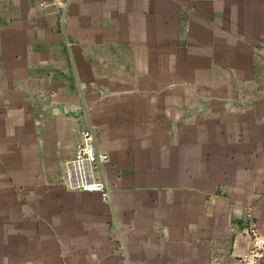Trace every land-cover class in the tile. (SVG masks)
<instances>
[{"label": "crops", "instance_id": "obj_1", "mask_svg": "<svg viewBox=\"0 0 264 264\" xmlns=\"http://www.w3.org/2000/svg\"><path fill=\"white\" fill-rule=\"evenodd\" d=\"M263 50L264 0H0V264H241ZM88 129L110 200L62 184Z\"/></svg>", "mask_w": 264, "mask_h": 264}, {"label": "built area", "instance_id": "obj_2", "mask_svg": "<svg viewBox=\"0 0 264 264\" xmlns=\"http://www.w3.org/2000/svg\"><path fill=\"white\" fill-rule=\"evenodd\" d=\"M108 162L109 156L98 150L94 131H84L77 143L75 156L65 164L63 186L71 191L99 193L104 200H110L111 187L105 172ZM252 235V249L241 264H262L264 261V239L256 231Z\"/></svg>", "mask_w": 264, "mask_h": 264}, {"label": "rangeland", "instance_id": "obj_3", "mask_svg": "<svg viewBox=\"0 0 264 264\" xmlns=\"http://www.w3.org/2000/svg\"><path fill=\"white\" fill-rule=\"evenodd\" d=\"M255 58V62L257 63V65L259 66V72H258V76L259 79H261V81L257 80V85H256V91L257 93H264V50L260 52V54L258 56H254ZM257 74H255V78L258 79Z\"/></svg>", "mask_w": 264, "mask_h": 264}]
</instances>
